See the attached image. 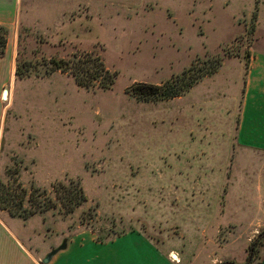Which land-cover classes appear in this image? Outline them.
<instances>
[{
  "label": "rangeland",
  "instance_id": "374dc122",
  "mask_svg": "<svg viewBox=\"0 0 264 264\" xmlns=\"http://www.w3.org/2000/svg\"><path fill=\"white\" fill-rule=\"evenodd\" d=\"M60 3L22 0L15 60L29 70L3 87L0 185L27 217H0L35 246L81 229L139 231L182 264H245L264 231V154L235 136L247 58L264 51V0ZM81 54L116 74L109 88L49 73L51 59ZM211 66L180 97L132 93ZM58 184L85 200L67 212Z\"/></svg>",
  "mask_w": 264,
  "mask_h": 264
},
{
  "label": "crops",
  "instance_id": "0c3cea01",
  "mask_svg": "<svg viewBox=\"0 0 264 264\" xmlns=\"http://www.w3.org/2000/svg\"><path fill=\"white\" fill-rule=\"evenodd\" d=\"M52 1L64 2L60 4L74 9L86 0ZM21 5L22 0H0V25L8 30L5 54L0 58V131L4 111L1 92L10 71H14L16 25ZM100 5L97 3L98 7ZM57 10L54 7L51 15L57 16ZM235 142L243 149L264 154L262 50L251 52L247 58ZM6 218L0 217V264H182L176 251L161 247L139 231H127L107 241H98L94 231L81 229L68 236L61 234L50 237L43 246H35L36 240L28 236L27 239L19 237L6 223ZM51 252V257L43 263L45 256ZM257 264H264V253Z\"/></svg>",
  "mask_w": 264,
  "mask_h": 264
},
{
  "label": "trees",
  "instance_id": "16d2710c",
  "mask_svg": "<svg viewBox=\"0 0 264 264\" xmlns=\"http://www.w3.org/2000/svg\"><path fill=\"white\" fill-rule=\"evenodd\" d=\"M8 30L5 26L0 25V58L5 54V48L7 43ZM216 66H211L208 72H201L200 74L191 76H179L174 79H169L159 85L150 84H137L132 87V93L141 101H161L169 100L182 96L190 87H192L201 76H205L207 73H215ZM25 70H29L26 64L20 63L18 59L15 60L14 75L16 78L21 79L25 75ZM60 71L62 73H69L75 84L82 88H88L95 85L101 89H107L114 82L116 74L108 71L101 61L97 58H92L88 54H81L80 56H74L67 60L51 59V67L49 73ZM185 75V74H184ZM54 193L57 201L66 209L67 212H71L74 208L80 205L85 197L80 189L72 190L67 188L64 184H58L54 189ZM6 196V190L4 186L0 185V209L6 210L10 215H20L27 217L25 214H21L20 206L11 207L8 205V199ZM53 205H57V202H53ZM122 233H114L113 236L98 237V241H107L113 237ZM264 245V233L262 232L258 239L254 240L250 247H253V255L249 264L253 263L256 259L257 249L260 245Z\"/></svg>",
  "mask_w": 264,
  "mask_h": 264
},
{
  "label": "water",
  "instance_id": "95a60500",
  "mask_svg": "<svg viewBox=\"0 0 264 264\" xmlns=\"http://www.w3.org/2000/svg\"><path fill=\"white\" fill-rule=\"evenodd\" d=\"M7 95H8V91L6 90V89H4L3 91H2V100H6L7 99ZM263 233H264V231H263ZM52 253L53 252H51V253H49V254H47L46 256H45V258H44V260H43V263H46L47 261H48V259L51 257V255H52ZM252 255H253V247H251L250 248V251H249V255H248V258H247V261H246V263L245 264H249L250 263V261H251V259H252ZM229 264H232V263H229Z\"/></svg>",
  "mask_w": 264,
  "mask_h": 264
},
{
  "label": "bare ground",
  "instance_id": "6f19581e",
  "mask_svg": "<svg viewBox=\"0 0 264 264\" xmlns=\"http://www.w3.org/2000/svg\"><path fill=\"white\" fill-rule=\"evenodd\" d=\"M11 68H12V64H11ZM10 79L12 80V70L10 71ZM1 94H2V92H1ZM175 256V255H174Z\"/></svg>",
  "mask_w": 264,
  "mask_h": 264
}]
</instances>
